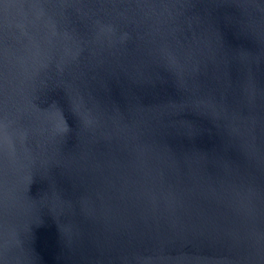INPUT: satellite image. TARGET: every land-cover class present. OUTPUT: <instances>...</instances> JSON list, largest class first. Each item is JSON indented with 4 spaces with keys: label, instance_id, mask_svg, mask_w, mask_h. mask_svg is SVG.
<instances>
[{
    "label": "water",
    "instance_id": "obj_1",
    "mask_svg": "<svg viewBox=\"0 0 264 264\" xmlns=\"http://www.w3.org/2000/svg\"><path fill=\"white\" fill-rule=\"evenodd\" d=\"M0 264H264V0H0Z\"/></svg>",
    "mask_w": 264,
    "mask_h": 264
}]
</instances>
